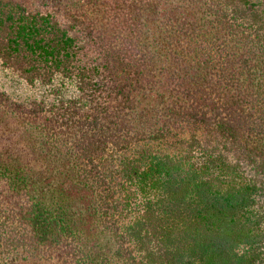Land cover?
<instances>
[{"label": "trees", "instance_id": "trees-1", "mask_svg": "<svg viewBox=\"0 0 264 264\" xmlns=\"http://www.w3.org/2000/svg\"><path fill=\"white\" fill-rule=\"evenodd\" d=\"M0 264H264V0H0Z\"/></svg>", "mask_w": 264, "mask_h": 264}, {"label": "rangeland", "instance_id": "rangeland-1", "mask_svg": "<svg viewBox=\"0 0 264 264\" xmlns=\"http://www.w3.org/2000/svg\"><path fill=\"white\" fill-rule=\"evenodd\" d=\"M0 88L14 99L28 100L31 98L52 101L59 97L68 98L75 94L72 80L56 76L51 83H28L10 68L1 64L0 60Z\"/></svg>", "mask_w": 264, "mask_h": 264}]
</instances>
